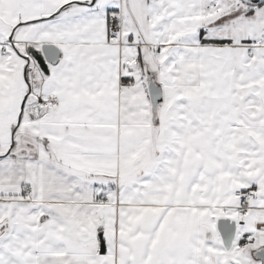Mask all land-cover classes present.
I'll list each match as a JSON object with an SVG mask.
<instances>
[{
  "label": "snow or ice",
  "instance_id": "snow-or-ice-1",
  "mask_svg": "<svg viewBox=\"0 0 264 264\" xmlns=\"http://www.w3.org/2000/svg\"><path fill=\"white\" fill-rule=\"evenodd\" d=\"M0 264H264V0H0Z\"/></svg>",
  "mask_w": 264,
  "mask_h": 264
}]
</instances>
